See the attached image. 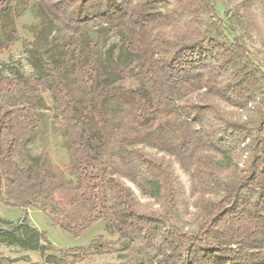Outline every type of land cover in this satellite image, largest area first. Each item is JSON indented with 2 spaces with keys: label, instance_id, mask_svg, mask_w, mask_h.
Listing matches in <instances>:
<instances>
[{
  "label": "trees",
  "instance_id": "1",
  "mask_svg": "<svg viewBox=\"0 0 264 264\" xmlns=\"http://www.w3.org/2000/svg\"><path fill=\"white\" fill-rule=\"evenodd\" d=\"M12 1L0 0V53L17 38L5 23ZM24 2L40 3L45 27L55 23L68 37L34 57V77L0 72V202L37 207L75 237L103 221L116 239L55 250L25 218L0 217V246L38 251L45 264L115 252V244L143 255L124 264H264V66L253 64L241 36L221 40L202 28L212 1ZM231 17L264 47V0H240ZM112 36L128 66L111 59L115 45L100 58ZM128 78L137 86L125 88ZM259 89L258 117L227 113ZM44 93L68 152L62 169L46 152H27ZM189 198L200 219L194 232L178 224Z\"/></svg>",
  "mask_w": 264,
  "mask_h": 264
},
{
  "label": "rangeland",
  "instance_id": "2",
  "mask_svg": "<svg viewBox=\"0 0 264 264\" xmlns=\"http://www.w3.org/2000/svg\"><path fill=\"white\" fill-rule=\"evenodd\" d=\"M211 1L214 12L208 9L201 10L202 28L207 29L210 36L221 40H232L236 36H241L251 55L253 64H259L263 67L264 47L261 45L258 37L255 34L250 36L243 35L242 31L231 20V14L235 12L240 0ZM24 7L25 9L23 10ZM45 16L47 15L38 2H28L25 5L24 0L12 1L10 13L5 23L7 25L6 30L9 31L12 26L15 28L17 38L8 50L0 53V72L2 74L13 76L17 73H22L25 76L34 77L36 74L33 66L34 57L38 55L42 57L48 56L54 50L58 49L62 41L67 39V32L55 23L45 27V22L47 21ZM112 45H115L117 48L112 52L111 59H118L122 66H128V60L119 53L118 39L114 36L110 37L106 43L101 45L99 49L100 58L103 59L108 55V50ZM123 86L129 89L136 87L137 84L132 78H128L123 83ZM260 89L255 92L254 101L246 108L237 109L228 107L226 108L227 113L233 118L241 120L258 117L262 109V101H259V98H262ZM43 98L45 105L40 108H34L33 110L38 126L32 132V142L28 146L27 152L32 157H37L42 152H46L49 161L62 169L63 165L68 162V152L60 139L62 130L53 117L51 97L48 93H44ZM149 151L155 153L153 150ZM157 155H161V153H157ZM15 159L21 165H24L21 157L17 155ZM246 161V153L243 152L237 159L238 169L243 168ZM175 166L185 188L188 189L189 181L187 174L177 164ZM63 171L66 178L75 181L74 176L70 175L66 169H63ZM188 200V213L185 214L184 218L178 224L187 232H194L200 219L197 216V209L190 203L192 200L190 198ZM148 202L152 203L153 208H158V204H154L152 200ZM0 217L11 222L25 218L43 234L55 250L86 247L99 235L111 241L116 239V234L103 221H97L86 228L79 236L75 237L60 227L52 225L48 215L37 207L24 209L18 206H6L3 202H0ZM114 248H119V250L102 255H94L69 264H124L134 257H143V255L138 253L137 249L130 251L121 250V245L118 244H115ZM26 262L45 264L38 251L0 246V264H24Z\"/></svg>",
  "mask_w": 264,
  "mask_h": 264
}]
</instances>
